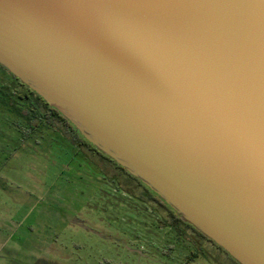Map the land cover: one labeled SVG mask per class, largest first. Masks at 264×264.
Returning <instances> with one entry per match:
<instances>
[{"label":"water","instance_id":"obj_1","mask_svg":"<svg viewBox=\"0 0 264 264\" xmlns=\"http://www.w3.org/2000/svg\"><path fill=\"white\" fill-rule=\"evenodd\" d=\"M0 65L239 264H264V0H0Z\"/></svg>","mask_w":264,"mask_h":264},{"label":"rangeland","instance_id":"obj_2","mask_svg":"<svg viewBox=\"0 0 264 264\" xmlns=\"http://www.w3.org/2000/svg\"><path fill=\"white\" fill-rule=\"evenodd\" d=\"M0 264L233 263L178 236L62 136L29 133L0 100Z\"/></svg>","mask_w":264,"mask_h":264},{"label":"trees","instance_id":"obj_3","mask_svg":"<svg viewBox=\"0 0 264 264\" xmlns=\"http://www.w3.org/2000/svg\"><path fill=\"white\" fill-rule=\"evenodd\" d=\"M0 100L27 125L29 133L55 132L62 136L90 161L103 176L113 180L118 188L128 192L134 198L153 205L178 236L192 237V242L202 245L207 241L225 253L233 264H239L223 248L215 244L191 224L184 222L156 193L151 191L138 178L131 175L122 166L109 158L88 142L56 108L51 107L20 79L0 65ZM98 161V162H97ZM140 190V195L134 194Z\"/></svg>","mask_w":264,"mask_h":264}]
</instances>
